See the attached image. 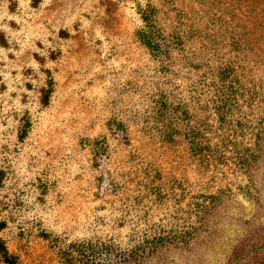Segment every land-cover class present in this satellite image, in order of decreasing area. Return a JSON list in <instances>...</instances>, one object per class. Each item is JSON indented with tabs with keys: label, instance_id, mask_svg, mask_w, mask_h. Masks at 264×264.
<instances>
[{
	"label": "rangeland",
	"instance_id": "obj_1",
	"mask_svg": "<svg viewBox=\"0 0 264 264\" xmlns=\"http://www.w3.org/2000/svg\"><path fill=\"white\" fill-rule=\"evenodd\" d=\"M148 5L166 34L186 37L167 65L138 37ZM256 14L264 25V0H0V235L18 264H60L55 239L133 247L194 222L204 195L231 190L211 238L165 257L223 263L239 219L264 208V162L251 185L235 158L254 146L250 128L264 123V105L244 98L234 126L223 128L206 100L212 67L229 59L264 83ZM46 70L55 84L44 106ZM187 109L209 124L225 157L201 162L183 135L169 138L184 117L175 113ZM111 120L126 127L127 140L111 132ZM96 140L106 148L99 167ZM247 186L262 191L256 204Z\"/></svg>",
	"mask_w": 264,
	"mask_h": 264
},
{
	"label": "trees",
	"instance_id": "obj_2",
	"mask_svg": "<svg viewBox=\"0 0 264 264\" xmlns=\"http://www.w3.org/2000/svg\"><path fill=\"white\" fill-rule=\"evenodd\" d=\"M141 17L144 25L138 31V37L148 48L151 55L162 65H167L171 59L173 50H185L186 37L177 33L166 34L161 28L158 20V11L156 7L148 5L143 8ZM261 16H254V28L264 27ZM4 34L0 31V45H5ZM239 43V39H237ZM213 68V77L211 80L212 96L206 100L209 108L214 109L219 116V122L228 128L233 127L234 110L242 108L241 100H248L250 104L264 105V83L255 82L252 79H246V72L241 64L229 59L227 62L216 64ZM47 78L41 86L40 99L44 106L50 102L54 91V80L49 70H46ZM249 81V83H247ZM252 82V83H251ZM248 98V99H247ZM180 104V103H179ZM177 117L184 116L182 123L175 125L169 133L171 140H177L184 136L189 144V149L194 156H197L201 162L211 163L217 161L219 157H225L221 146L212 143L209 124L199 122L193 112L188 109L175 113ZM242 126L251 125L250 119L240 117ZM260 121L264 122V118ZM248 122V123H247ZM20 137L24 138L27 132V125H21ZM109 129L117 137L127 140L126 127L119 122L111 120ZM254 132V146H243L236 151L235 158L237 164L244 173H248L251 185H254L252 176L261 168L264 162V123L259 128L251 127ZM94 160L96 166H101L105 161L106 148L101 140L94 142ZM234 151V150H233ZM2 177H0V186ZM250 186H247L248 193L253 195V201L258 202L261 197V190H255L254 194L250 192ZM231 190H221L218 193L204 195L203 199L195 203L194 216L196 220L188 223L187 226L171 229L165 233L146 238L140 243L130 248H121L118 245L104 242L101 240H75L70 243L61 242L55 239V246L58 249L60 264H175L174 260L167 261L165 258L169 252L175 250L192 251L194 244H201L207 238H211L217 231L219 225L218 218L220 210L231 196ZM258 193V197H255ZM229 215L226 216L228 218ZM239 234L232 241L230 247L223 258L221 264H264V208H257L250 218H240ZM1 231V224H0ZM18 264L14 255H12L6 245L5 240L0 235V263ZM166 262V263H165Z\"/></svg>",
	"mask_w": 264,
	"mask_h": 264
}]
</instances>
